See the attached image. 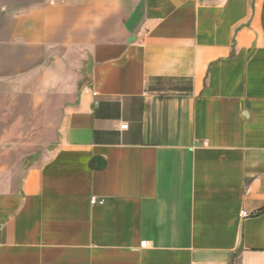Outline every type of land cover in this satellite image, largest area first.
<instances>
[{
    "label": "crops",
    "instance_id": "0c3cea01",
    "mask_svg": "<svg viewBox=\"0 0 264 264\" xmlns=\"http://www.w3.org/2000/svg\"><path fill=\"white\" fill-rule=\"evenodd\" d=\"M0 264H264V0H0Z\"/></svg>",
    "mask_w": 264,
    "mask_h": 264
},
{
    "label": "built area",
    "instance_id": "2783aa9c",
    "mask_svg": "<svg viewBox=\"0 0 264 264\" xmlns=\"http://www.w3.org/2000/svg\"><path fill=\"white\" fill-rule=\"evenodd\" d=\"M121 128H122V129H125L126 126H125V125H122ZM90 203H91V204L102 203V200H98V199H96L95 197H92V198L90 199ZM240 215H241V217H246V216H247V213H245L244 211H241V212H240ZM140 246H141V247H145V246H146V242H142V243L140 244Z\"/></svg>",
    "mask_w": 264,
    "mask_h": 264
}]
</instances>
